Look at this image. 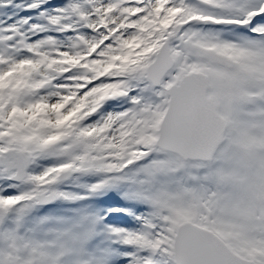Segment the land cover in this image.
<instances>
[{
	"label": "snow or ice",
	"instance_id": "snow-or-ice-1",
	"mask_svg": "<svg viewBox=\"0 0 264 264\" xmlns=\"http://www.w3.org/2000/svg\"><path fill=\"white\" fill-rule=\"evenodd\" d=\"M0 264H264V0H0Z\"/></svg>",
	"mask_w": 264,
	"mask_h": 264
}]
</instances>
